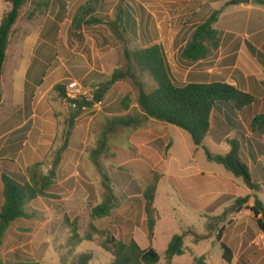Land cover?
I'll list each match as a JSON object with an SVG mask.
<instances>
[{"label": "rangeland", "instance_id": "374dc122", "mask_svg": "<svg viewBox=\"0 0 264 264\" xmlns=\"http://www.w3.org/2000/svg\"><path fill=\"white\" fill-rule=\"evenodd\" d=\"M223 1L28 0L24 4L11 29L2 68L0 174L20 172L28 178L32 168L39 176L56 168L47 196L28 203V217L9 225L0 246V264H75L82 254H91L88 264H109L112 239L133 240L141 250L153 249L159 264H228L221 243L231 251L230 264H256L264 258L261 232L250 212L252 192L241 178L208 162L184 131L145 118L136 128L113 129L106 151L93 159L101 133L113 117L140 116L130 79L115 82L100 105L80 110L75 117L56 90L75 80L92 91L109 81L113 71L124 69L125 51L149 44L162 47L176 86L208 82L215 58L190 64L181 58V50L197 25L222 10ZM9 9L8 0H0V20ZM126 13L134 25L126 24ZM144 82L148 89L154 87L146 76ZM124 97L129 99L128 110L121 106ZM29 120L30 131L21 141L12 132ZM233 135L222 117L212 114L203 145L211 154L223 155ZM122 172L143 191L156 187L149 216L141 195H125ZM246 196L249 201L237 209L235 201ZM257 197L264 205V185ZM107 198H111L107 216L93 218L92 210ZM174 235L183 236V255L167 260L165 250Z\"/></svg>", "mask_w": 264, "mask_h": 264}, {"label": "trees", "instance_id": "16d2710c", "mask_svg": "<svg viewBox=\"0 0 264 264\" xmlns=\"http://www.w3.org/2000/svg\"><path fill=\"white\" fill-rule=\"evenodd\" d=\"M28 0H8L9 11L0 20V103L2 68L6 58L8 38L12 27L17 21L19 10ZM254 3L263 4L262 0H253ZM220 11L212 14L201 24L197 25L191 33L190 39L181 50V58L188 63H197L209 57L211 50H217L220 44L218 32L213 28L217 22ZM82 14L81 20L85 18ZM76 20V19H75ZM78 21V25L81 23ZM127 25H134L130 14H125ZM249 52L264 66V57L252 47ZM125 67L123 70L113 71L109 81L93 87L94 100L101 101L106 91L117 81L130 79L136 91V105L140 116L134 117L131 113L113 117L102 131L98 140V147L94 151L93 159L106 151L108 135L113 129L119 127L136 128L142 119L163 122L187 133L195 147L201 148L208 162L221 165L235 178H241L244 186L253 194V205L250 207L256 227L264 236V205L257 195L262 192L264 185V167L256 160L254 150L260 155L264 146L259 142L264 134V113L255 114L249 130L255 138V147L245 145V130L239 121V113L250 107L256 99L241 90L226 84L218 79L209 82H188L183 86H176L169 73L165 53L159 44H149L146 47L134 51H125ZM148 77L154 84L148 89L144 77ZM59 96L69 102L65 97L64 87L56 86ZM72 117H75L82 106L83 101H75ZM88 107L91 104H87ZM123 109L128 110L129 99L124 97L121 101ZM212 114L222 117L225 125L234 132V138L227 142L229 152L226 155H213L203 145L210 131ZM31 121L14 130L12 133L21 136L24 141L30 131ZM248 149L247 156L243 148ZM249 159V160H248ZM248 161L253 167H250ZM56 166H53L48 175H38L36 169L30 170L27 178L20 172L0 174V246L9 225L18 220L27 218L25 207L37 197H46L45 190L51 185ZM253 175L257 179L253 178ZM121 185L126 196L141 195L145 201V212L149 216L152 212L156 187L149 186L144 191L127 173H120ZM250 197L238 198L235 201L237 209L242 208ZM113 200V199H112ZM111 207V198H107L102 204L92 210L93 218L107 216ZM222 229L217 234L221 239ZM223 251V260L230 264L232 254L228 247L220 244ZM107 248V247H105ZM112 261L109 264H159L160 257L153 249L141 250L137 243L130 240L127 243L115 241L111 243ZM183 255V236L174 235L167 244L165 257L167 260ZM92 259L91 254H82L75 264H88ZM256 264H264L262 258Z\"/></svg>", "mask_w": 264, "mask_h": 264}, {"label": "crops", "instance_id": "0c3cea01", "mask_svg": "<svg viewBox=\"0 0 264 264\" xmlns=\"http://www.w3.org/2000/svg\"><path fill=\"white\" fill-rule=\"evenodd\" d=\"M231 2L223 1L222 10L213 25L218 32L220 44L213 55L209 56V59L215 58L214 67L208 70L209 81L218 79L256 99L238 116L245 130L244 144L255 147V138L248 127L255 114L264 113V66L249 52L248 47L254 48L264 57V0L263 4L254 3L253 0L247 4ZM259 142L264 146V134ZM228 152L229 147L223 155ZM248 152L246 149V156ZM254 154L264 167V148L262 154L259 155L255 150Z\"/></svg>", "mask_w": 264, "mask_h": 264}, {"label": "built area", "instance_id": "2783aa9c", "mask_svg": "<svg viewBox=\"0 0 264 264\" xmlns=\"http://www.w3.org/2000/svg\"><path fill=\"white\" fill-rule=\"evenodd\" d=\"M65 97L69 101V105L72 109L76 108L75 101H83L85 104L81 107L80 110H85L88 108L87 104H91L93 106L100 105V101L94 100L93 91L87 90L83 87V85L78 81H70L64 87ZM259 243L262 247H264V236L261 235L259 238Z\"/></svg>", "mask_w": 264, "mask_h": 264}, {"label": "water", "instance_id": "95a60500", "mask_svg": "<svg viewBox=\"0 0 264 264\" xmlns=\"http://www.w3.org/2000/svg\"><path fill=\"white\" fill-rule=\"evenodd\" d=\"M232 4H247L249 0H232ZM72 126V121L70 122L69 128Z\"/></svg>", "mask_w": 264, "mask_h": 264}]
</instances>
